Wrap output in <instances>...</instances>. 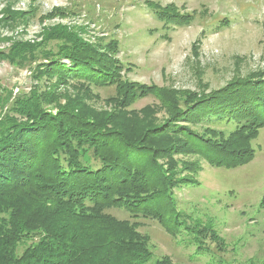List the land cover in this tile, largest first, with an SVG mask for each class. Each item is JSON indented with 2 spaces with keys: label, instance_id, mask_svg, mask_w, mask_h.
<instances>
[{
  "label": "rangeland",
  "instance_id": "374dc122",
  "mask_svg": "<svg viewBox=\"0 0 264 264\" xmlns=\"http://www.w3.org/2000/svg\"><path fill=\"white\" fill-rule=\"evenodd\" d=\"M164 7L193 14V19L169 26L157 10ZM67 38L112 57L122 65L124 81L169 90L184 109L188 96L203 97L235 78L264 71V0H0V127L28 118L27 113L54 116L67 108L137 142L143 130L166 123L170 105L161 94L122 99L116 84L95 85L43 72L54 61L71 65L60 56ZM25 105L38 110L22 109ZM176 123L217 139V131L226 137L236 126L224 122L212 131L214 125L202 121ZM151 138L147 145L154 147L184 142L180 134ZM114 144L121 143L115 139ZM74 146L78 164L91 169L101 165L88 144ZM249 147L253 159L236 168L210 164L198 146L157 159L173 179L165 208L172 231L155 214H133L122 207H64L86 217H111L127 244L148 253L142 264H264V127ZM56 156L67 167V150ZM7 202L0 201L3 231L11 228L14 216ZM13 205L29 208L27 203ZM10 239L16 256L24 257L39 237L33 232ZM107 242L100 233L70 264H96ZM0 264L10 262L0 254Z\"/></svg>",
  "mask_w": 264,
  "mask_h": 264
},
{
  "label": "trees",
  "instance_id": "16d2710c",
  "mask_svg": "<svg viewBox=\"0 0 264 264\" xmlns=\"http://www.w3.org/2000/svg\"><path fill=\"white\" fill-rule=\"evenodd\" d=\"M157 10L169 26L187 25L194 16L180 14L169 7ZM65 42L68 43L62 46L60 56L69 58L71 65L54 61L45 65L43 72L82 78L95 85L116 84L122 99L129 98L126 97L129 94L132 99L161 94L170 105V117L159 127L143 130L137 142L132 141L130 135L126 138L121 131L120 135L93 120L82 119L67 108L54 116L27 113L28 118L2 124L0 201H8L7 206L14 216L9 218L10 229L0 228L3 235L0 254L7 257L10 264L18 261L21 264H70L83 247H89L102 233L107 235L108 245L96 264H142L148 253L136 244L137 247L127 244L130 241L124 240L122 228H117L120 224L117 226L111 217H86L73 207L64 206H81L83 210L122 207L133 214H155L172 231L167 222L169 211L165 208L170 205L168 188L173 179L158 165L157 159L171 153L192 152V146H198L202 153H196L214 166L236 168L250 162L254 157L250 139L264 127V71L235 78L203 97L188 96L183 109L178 96L170 95L169 90L124 81L119 73L122 65L103 51H96L79 39L67 38ZM21 108L38 110L35 105ZM181 119L187 125L195 121L214 125L212 131L224 122H236V126L226 137L222 130L217 131L216 136L221 138L217 139L212 135H197L191 127L178 125L176 122ZM173 134H180L184 142L167 147L147 145L151 137ZM115 139L121 144L116 146ZM75 142L93 148L101 165L91 169L78 164ZM60 149L67 150L69 155L67 167H63L56 156ZM13 203H27L29 208L26 210ZM33 232L39 237L38 243L29 254L17 257L15 245L8 243L10 237Z\"/></svg>",
  "mask_w": 264,
  "mask_h": 264
}]
</instances>
